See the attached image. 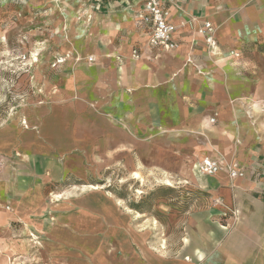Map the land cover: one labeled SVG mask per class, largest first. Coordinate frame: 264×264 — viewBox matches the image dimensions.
Instances as JSON below:
<instances>
[{
    "label": "crops",
    "instance_id": "1",
    "mask_svg": "<svg viewBox=\"0 0 264 264\" xmlns=\"http://www.w3.org/2000/svg\"><path fill=\"white\" fill-rule=\"evenodd\" d=\"M145 1H91L69 84L0 124V221H30L64 185L46 228L73 254L66 264H264V0H162L172 51L150 44ZM205 157L236 174H204ZM110 159L192 183V230L176 248L106 188H87Z\"/></svg>",
    "mask_w": 264,
    "mask_h": 264
},
{
    "label": "rangeland",
    "instance_id": "2",
    "mask_svg": "<svg viewBox=\"0 0 264 264\" xmlns=\"http://www.w3.org/2000/svg\"><path fill=\"white\" fill-rule=\"evenodd\" d=\"M91 1L0 0V124L22 119L33 106L56 101L69 84L79 53H87L84 38L96 8ZM98 178L89 183V190L93 189L90 184L106 188L134 215L144 221L150 218L148 227L171 248L192 230L189 220L194 211V189L189 179L159 168L151 170L140 159L132 174L115 167L110 159ZM64 187L53 188L48 194L50 205L30 221L13 214L10 220L0 221V264L72 262L68 246L51 238L46 228L48 221L54 223L58 218L54 211L64 197L57 199V194H63Z\"/></svg>",
    "mask_w": 264,
    "mask_h": 264
},
{
    "label": "built area",
    "instance_id": "3",
    "mask_svg": "<svg viewBox=\"0 0 264 264\" xmlns=\"http://www.w3.org/2000/svg\"><path fill=\"white\" fill-rule=\"evenodd\" d=\"M169 17V10L166 8L162 0H146L143 11L139 14L140 20L149 26L150 44L166 51L175 50L178 46L177 42L173 39V33L175 32L176 27L170 22ZM209 31H212V26L210 23H206L202 32L206 34L209 44L213 45V35L209 33ZM135 54H137L136 51ZM198 167L200 171L206 175H214L223 168H228L232 175H235L237 172L235 164L227 165L224 161L215 160L210 157H205L199 161Z\"/></svg>",
    "mask_w": 264,
    "mask_h": 264
},
{
    "label": "bare ground",
    "instance_id": "4",
    "mask_svg": "<svg viewBox=\"0 0 264 264\" xmlns=\"http://www.w3.org/2000/svg\"><path fill=\"white\" fill-rule=\"evenodd\" d=\"M90 59H92V58H90ZM197 165V164H196Z\"/></svg>",
    "mask_w": 264,
    "mask_h": 264
}]
</instances>
